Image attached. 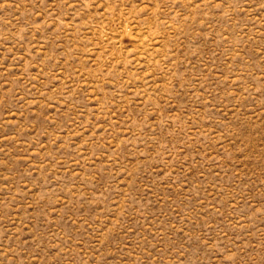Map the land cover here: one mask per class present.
I'll return each mask as SVG.
<instances>
[{
  "label": "rangeland",
  "instance_id": "1",
  "mask_svg": "<svg viewBox=\"0 0 264 264\" xmlns=\"http://www.w3.org/2000/svg\"><path fill=\"white\" fill-rule=\"evenodd\" d=\"M0 264H264V0H0Z\"/></svg>",
  "mask_w": 264,
  "mask_h": 264
}]
</instances>
